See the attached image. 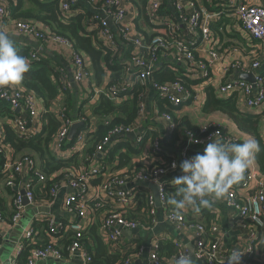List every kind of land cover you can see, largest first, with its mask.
Instances as JSON below:
<instances>
[{
  "label": "built area",
  "instance_id": "2783aa9c",
  "mask_svg": "<svg viewBox=\"0 0 264 264\" xmlns=\"http://www.w3.org/2000/svg\"><path fill=\"white\" fill-rule=\"evenodd\" d=\"M78 2L79 0H61L59 8L62 15L65 18L73 16L76 13L73 8ZM88 4L93 6L89 23L96 30L97 39L103 46L111 49L121 63L116 78L110 79L107 75V83L97 87L91 80L92 72L87 58L73 47L67 37L51 31L47 33V30L36 26L34 20L13 17L8 1L0 0V31H15L39 42L36 47H32L26 58L28 62L43 56L44 44L51 43L67 55L68 67L58 65V80L63 89L73 88V84H84L87 89L85 98L76 102L78 106L74 107L77 110L75 115L67 112L63 106L52 109L59 125L49 150L61 159L73 156L78 159V155L87 150V139L95 132L97 119L89 111H82V106L98 101L100 95L119 104L131 99L133 90L139 92L136 101L137 116L130 123L110 127L89 155L84 156V153V157L78 159L79 166L64 169L62 175L44 190L48 178L41 170L40 163L29 154H15L5 140L4 129L8 126L23 139L39 134L42 100L19 85L0 88V105L10 111L8 114H0V173L3 175L0 196L8 194L11 210L9 222L0 212V232L1 226L6 223L10 227L19 225L26 206L34 203L39 191L48 195L47 201L60 197L63 216L54 218L52 212L39 214L31 221L32 224L22 229L19 253L23 244L37 234L33 223L44 222L50 236L45 246L31 250L24 264H35L37 260L48 258L64 259L55 248L54 239L56 235L62 236L67 231L74 235L67 248L68 255L79 253L84 263L94 264L91 263L85 246L84 235L96 217L99 218V234L111 251L120 252L124 256L130 248H135L136 253L141 254L145 247L143 244L135 247L138 235H132L131 232L142 228L150 232L158 223L157 213L174 228L193 233L196 241L194 256L197 259L205 258V264L227 262L231 253L223 252L222 245L216 238L206 244L203 225L186 220L187 210L191 208L177 210L169 203L171 193L168 194L167 188L176 189L179 186L173 181H166V178L173 177L171 174L179 168V162L189 158V152L202 153L210 140L236 143L238 139L216 124H204L195 131L186 125L180 126L172 118L168 108L191 105L199 96L195 87L201 88L202 81L208 84L214 72L219 69L223 76L214 88L219 99L233 97L238 111L247 114H251L250 111L254 108L264 106V0H209L204 6L198 0H168L165 9L167 12L164 13L160 11L161 0H149L143 10L146 22L142 31L136 29V9L129 0H98L95 4L89 0ZM213 23L216 25V32L211 30ZM218 33L225 36L243 33L255 43L252 44L258 50L255 48L251 53L253 57L247 64L241 59L224 64L223 60L239 49L233 42L234 39L221 41ZM127 48L128 55L120 58L121 51ZM162 69L181 71L189 83L185 84L177 78L157 81L154 75ZM243 73H251L253 81L241 79L240 75ZM90 88L92 89L89 90ZM155 99L164 102L163 110H159ZM150 102L155 103L152 110L155 117L153 121L164 126L167 139L181 129L176 137L179 146L178 161L165 151L162 139L157 134L152 135V125H144L140 129ZM77 121L82 122V128L77 130L70 143L69 128ZM104 124H108V121H104ZM193 140L199 142H190ZM124 145L140 151L132 155L126 169L109 171L105 164L106 156L114 148L126 152ZM148 152L152 155L147 154ZM141 157L144 162L137 163L135 159ZM155 157L159 162L154 160ZM174 161L177 163L175 169L172 168ZM255 168L249 167L246 170L245 179L230 189L223 203L235 218L261 230L264 235V175ZM52 177L53 175L49 178ZM97 179L100 182L91 185V181ZM253 181V188L246 187ZM149 184L158 188L159 206L155 203ZM237 187L252 192L239 194ZM140 192L145 194L144 219L131 216L132 213L137 214ZM66 216L72 218L66 221ZM210 228L215 230L213 225ZM126 232H129L128 237ZM87 243L90 244L89 240ZM174 245L179 247V251L173 256V260H176L186 251L182 250L180 244ZM236 250L243 253L241 264H264V258L261 262L251 259L255 250L252 235L243 247ZM150 260L152 264H160L157 244L150 253ZM11 261V264H18L16 259ZM131 263V255L127 254L121 264Z\"/></svg>",
  "mask_w": 264,
  "mask_h": 264
},
{
  "label": "trees",
  "instance_id": "16d2710c",
  "mask_svg": "<svg viewBox=\"0 0 264 264\" xmlns=\"http://www.w3.org/2000/svg\"><path fill=\"white\" fill-rule=\"evenodd\" d=\"M7 1L9 3L10 13L13 17L34 20L36 26L43 25L51 32L67 37L72 42L73 47L87 58L89 68L92 72L91 80L96 86H100L107 75H109L110 79L116 78L119 70L121 69L119 57L114 55L111 49L103 46L97 39L96 30L93 29V26L89 23L91 16V12L89 10H82V12H78L69 18H65L59 8L61 0H26L30 2L27 7H24L25 0ZM129 1L136 9L137 16L134 21L136 29L142 31L146 22L143 10L149 0ZM167 1L168 0H161V13H164L166 9ZM198 1L202 4V6L207 5L209 2V0ZM14 47L18 50V54L23 55L26 58L29 57L32 49V47H29L28 45L15 42ZM128 52V48L123 49L121 51L120 58L127 56ZM29 65V71L25 74L24 79L18 85L35 93L42 100V112L40 116L42 127L41 132L29 139H23L17 136L8 126H5V140L12 147L15 154H29L37 159L40 163L41 170H43V173L48 178L46 179L44 187V190H46V188L51 185L53 180H57L62 175L64 169H74L76 166H79V161L75 156L69 159H61L57 158L49 150L51 140L59 125L58 121L55 119L52 109L55 108V106H63L66 108L67 112L74 115L77 110H75V106H73V102L75 100L73 93L74 90L73 88L63 89L60 81L58 80V65L54 64L52 58H48L43 55L40 56L39 59L31 60ZM154 76L157 81H164L168 79L174 80L177 78L185 84L189 83L184 74L179 70L175 71L171 69H162L158 73H155ZM138 93L139 92L133 90L132 98L119 104H115L104 95L99 96L97 103L91 107V114L96 117L97 122L95 132L87 139V153H90L93 150L94 145L101 140L102 136L110 127L119 123H130L137 116L136 101ZM205 96L206 97L202 107L203 112L210 113L212 111H219L225 114L235 123L239 130L251 135L257 141L259 144V151L256 152L254 159L258 165L259 171L264 175V138L258 132V124L260 120L259 116L256 114H247L238 111L233 97L219 99L214 90L210 87L205 88ZM164 105V102L158 103L159 110H163ZM1 110L2 113L0 112V114H8V112H10L5 107H1ZM104 121H108V124H104ZM185 125L194 131L196 130L195 127L189 125L187 122ZM69 142L71 143L72 140ZM124 146L127 149L126 152L118 153V159L121 166L129 163L132 155L138 154L140 151L132 149L128 145ZM26 150L31 153H21ZM116 151L118 150H112L109 156L113 157ZM196 153L189 152L188 155L193 156ZM51 175H53V177L49 178ZM2 179L3 175L0 173V181H2ZM176 190L177 188H167L168 194L171 193L169 197L171 196V198L179 200L180 197L176 195ZM44 193L46 194V192ZM143 195H145L143 192L139 193L140 198L136 210L143 211L145 209ZM43 196L45 198L48 197L47 194ZM4 210L5 204L3 199L0 198V212ZM202 211L205 210L202 209L201 212ZM98 212H100V209H98ZM210 214H212L211 211L207 209V212L203 214L206 218L204 222L197 220L189 221L186 216L185 218L189 222H197L203 225L205 232H207L212 225V220L214 219V217ZM3 216L5 217L4 214ZM10 216L11 213L9 214L8 219L5 217L7 222H9ZM131 216L136 217L134 213H132ZM33 226L37 234L33 239L27 240L23 244L17 258L18 264H24L26 262V259L32 249L43 247L49 242L50 236L47 234L45 223L35 222L33 223ZM73 236V232L71 231H67L62 236L59 234L56 235L54 239V246L62 257H66L68 255L67 248L71 243ZM84 236L86 243L85 246L90 254L91 263L121 264L124 258L127 257V254H129V250L127 253L125 252L124 256H122L120 252L111 251L109 246L102 240L96 224L91 227L88 226L85 230ZM89 239L91 240L90 244L87 243ZM161 247L162 244L159 241L157 244V253L160 252ZM166 247L169 255L174 256L177 253V248L174 244H166ZM217 264H227V262Z\"/></svg>",
  "mask_w": 264,
  "mask_h": 264
},
{
  "label": "crops",
  "instance_id": "0c3cea01",
  "mask_svg": "<svg viewBox=\"0 0 264 264\" xmlns=\"http://www.w3.org/2000/svg\"><path fill=\"white\" fill-rule=\"evenodd\" d=\"M92 1H93V4H95L98 0H92ZM88 2L89 0H79L78 5L75 6L73 9L76 11V13L82 12V10L90 11L93 6L89 5ZM28 3L30 2L25 0L24 7L29 6ZM211 25H213L211 27V30L216 32L217 31L216 25H214V23ZM40 27L47 30L46 31L47 33L50 31L46 29L43 25H41ZM6 32L9 34L10 38L15 43L25 44V45H28L29 47H36L39 44L38 41H36L34 38L30 36L22 35L15 31H6ZM218 34H219L221 41L234 39L233 42L237 45V48L239 49L238 51L233 52L230 57H227V59L223 60L224 64H226L227 62L236 60V59H241L243 60L245 64H247L249 60L251 59V57H253L251 53L255 50V48L257 49V46H255L254 48V45L252 44L254 42L249 40V38L245 34L239 33V35L233 34L232 36H225L220 33ZM43 48H44L43 55L47 56L48 58L49 57L52 58V61L54 62L55 65H62V66L68 67L67 55H65L59 47L51 43H45ZM248 74H251V73H248ZM222 76H223V73L221 72V69L214 72L212 79L210 80V82L207 84L206 87H210L214 90L217 82ZM72 87H73V90H74L73 93L75 96L73 106L77 107L78 104L76 102L85 98L87 89L84 84H79V85L73 84ZM92 88H90L89 90H91ZM205 88H202V87L200 88V86L195 87L196 89L195 91L196 93L199 94V96H197V99L195 101L190 103L191 105L184 104L178 107L169 106L168 111L171 113V116L175 120V122H177L178 125L180 124V126H184L187 122L189 123V125H192L196 129L204 124L220 125L223 127L224 132H227L228 134L237 137L238 143H242L246 139H252L253 137L251 135L239 130L238 127L235 125V123L230 118H228L225 114L219 111H212L210 113L203 112L202 107H203V103L206 97ZM154 102L157 105L158 103L162 101L155 99ZM96 103L97 101L91 105L87 104V105L82 106L83 107L82 111H89L91 113V107L94 106ZM155 103L153 104L152 102H150L149 107L146 110V115L143 118V121L141 122L140 129H143L144 125L145 126L152 125L154 129L153 131H151L152 135L154 136L157 134L163 141L165 151L167 153H170L172 156H174V158L178 161L179 156L177 155L178 154L177 152H178L179 146L177 145L176 137L181 129L177 131V134L174 132L173 135L167 139V137L165 136L167 134L164 133V129H165L164 126L162 124L157 125L153 121L155 117L152 113V110L154 109ZM0 112L2 113L1 105H0ZM250 113L256 114L259 116L260 120L258 124V132L264 138V106L254 108L250 111ZM114 149L118 150L116 151L114 156L113 157L106 156L105 158V164H106L107 169L109 171H118V170L126 169L128 167V163L123 164V166H121L119 159H118V153L122 152L121 149L120 148H114ZM87 150H88V144H87ZM84 153L78 155L80 156L79 158L82 159L85 155H89L87 151H85ZM83 154L84 156L82 157ZM147 154H149L150 156L152 155V153L150 152H148ZM154 160L159 162V159L156 157L154 158ZM135 161L137 163L144 162L143 157L135 159ZM250 167H253V168L256 167L258 169V165L255 159L253 160ZM171 175L173 177H167L166 181L174 182L173 178L182 175V172L178 168L174 172V174H171ZM99 182H100L99 179L93 180L91 181V185H97ZM254 186H255V182L253 181L246 187L253 188ZM236 191L239 194H246V193L252 192V190H244L240 187H237ZM0 198L3 199L4 204H5V210L2 212L5 215L6 219H8L9 214L11 213V210L9 209L8 194L4 193L3 196H0ZM208 199L210 200V206L203 207L202 209L205 211L201 212L202 209H200L199 212H195L193 209H189L187 210V213H186V218L189 221L197 220V221L204 222L206 218L203 216V214L207 212V209L211 211L212 214L210 215L214 217V219L212 220V225L215 228V230L213 231L210 228L209 230H207V232H205L206 244H208L212 239L216 238L222 245V251L231 253L233 250L243 247L249 241L250 236L252 235V238L255 240V250H254V254L251 259L256 262L263 261L264 235L262 231L257 228H253L250 224L246 223L245 221L241 219L235 218L234 214H232L231 211L224 205L223 199L218 200V201H213L211 197H208ZM61 208L62 207L60 205V197L54 201H47V198H45L43 194L38 191L36 194V200L34 201V203L26 206V210L24 212L23 217L20 220L19 225L15 227H10L6 223L5 225L1 226L0 264H11L13 263V261L11 260H15V259L17 260L19 256L18 246H19V242L21 241L20 240L21 232L24 227L32 224L31 221L34 220V218L37 217L39 214H48L52 212L51 215L54 218H60L61 216H63ZM136 215H135L136 217H141L142 219L146 218V216L144 215V210L143 211L137 210ZM71 218H72L71 216H66L65 220L68 221V219H71ZM157 221L158 223L156 224L155 227H153V229L150 232L147 231L146 228L145 230L144 228H142L140 230L138 229V230L131 232L132 235H135V234L138 235V239L135 240L134 242L135 247H138L140 244H143L145 247V250L141 254H137L135 248H130L129 254L131 255V261H132L131 264H152L150 260V253L153 252L154 245L158 244L159 241L162 244L160 252H158L160 264H174L175 262V260H173V255L168 254L166 244H169V243H172V244L178 243L182 247L183 251H186L187 253H191L193 264H205V258L197 259L194 256V252L196 248L195 246L196 241H195V237L192 232L174 228L169 223L163 220L160 213H157ZM95 224L97 225V230L99 232V218L98 217H96L93 220V222L90 224L89 227ZM126 236L127 237L129 236V232H126ZM89 242L91 243L90 239H89ZM176 248L178 252L179 247H176ZM35 264H86V263L82 261V259L79 256V253H74L73 255L71 256L67 255L66 257H64V259H60V260L53 259V258H48L46 260H37Z\"/></svg>",
  "mask_w": 264,
  "mask_h": 264
},
{
  "label": "clouds",
  "instance_id": "9594fccd",
  "mask_svg": "<svg viewBox=\"0 0 264 264\" xmlns=\"http://www.w3.org/2000/svg\"><path fill=\"white\" fill-rule=\"evenodd\" d=\"M29 68L28 60L18 54L9 34L0 31V88L18 85ZM81 127L82 125L78 129ZM258 151L259 144L254 138L242 143L210 140L202 153H196L179 163L182 175L173 179L175 185L180 186L176 190L180 199H170L169 203L177 210L191 208L199 212L201 206H210L208 197L213 201L225 199L230 189L245 179V172ZM176 167L177 163L174 161L172 168ZM242 254L233 250L227 264H241ZM174 264H193L192 254L186 252Z\"/></svg>",
  "mask_w": 264,
  "mask_h": 264
},
{
  "label": "water",
  "instance_id": "95a60500",
  "mask_svg": "<svg viewBox=\"0 0 264 264\" xmlns=\"http://www.w3.org/2000/svg\"><path fill=\"white\" fill-rule=\"evenodd\" d=\"M240 78L241 79H244V80H247L249 82H252L253 81V75L252 74H248V73H243L240 75ZM19 111V108L16 109V112ZM82 125V122L80 121H77V122H74L73 124H71L70 128H69V132H68V139L69 140H72L73 137H74V134L77 132L78 128ZM149 187L150 189L152 190L153 192V197H154V200H155V203L157 206H159V200H158V188L156 185L154 184H149ZM26 203V201H25Z\"/></svg>",
  "mask_w": 264,
  "mask_h": 264
},
{
  "label": "rangeland",
  "instance_id": "374dc122",
  "mask_svg": "<svg viewBox=\"0 0 264 264\" xmlns=\"http://www.w3.org/2000/svg\"><path fill=\"white\" fill-rule=\"evenodd\" d=\"M195 78V77H194ZM93 82V81H92ZM107 83V80L106 79H104V82L102 83V85H105ZM201 86H202V88H205L206 86H207V83H206V81H202L201 82ZM81 101V100H80ZM21 153H31L30 151H28V150H26V151H23V152H21Z\"/></svg>",
  "mask_w": 264,
  "mask_h": 264
}]
</instances>
